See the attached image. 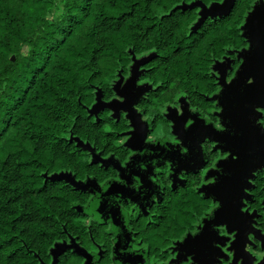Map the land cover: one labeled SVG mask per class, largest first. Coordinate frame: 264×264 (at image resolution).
Instances as JSON below:
<instances>
[{"label": "trees", "instance_id": "obj_1", "mask_svg": "<svg viewBox=\"0 0 264 264\" xmlns=\"http://www.w3.org/2000/svg\"><path fill=\"white\" fill-rule=\"evenodd\" d=\"M216 5L224 4L0 0V264H85L71 250L54 256L57 241L92 251L104 240L102 228L83 222L91 194L58 178L113 181L117 172L95 163L82 144L129 159L121 144L129 122L96 108L115 100V81L129 75L135 57H145L141 108L156 126L167 124L169 104L213 117L216 80L205 76L225 58L238 59L241 26L260 2L234 0L215 15ZM256 187L253 207L262 211L263 176ZM261 222L264 231V215Z\"/></svg>", "mask_w": 264, "mask_h": 264}, {"label": "snow or ice", "instance_id": "obj_2", "mask_svg": "<svg viewBox=\"0 0 264 264\" xmlns=\"http://www.w3.org/2000/svg\"><path fill=\"white\" fill-rule=\"evenodd\" d=\"M184 2L180 0V3ZM252 2L255 4L257 0ZM259 2L261 7L248 15L245 24L241 26L246 37L242 46L243 54L239 59L233 56L229 64L210 69L205 76L207 78L211 75L216 80V103L213 109L217 114L215 121L193 114L195 109L190 113L180 103L174 107L169 104L164 113L174 131L168 141L169 154L161 163H167L168 170L174 175L187 169L195 171L198 180L202 178V183L207 185L209 198L207 218L199 223L195 231L185 232L178 238L177 245L171 246L179 257H169L173 264H221V259L226 264H232V261L241 264V258L244 264H254L252 257L255 255V240L245 234L241 242L239 232L240 225L245 220H251L245 199L249 177L253 176L256 168H264V144L260 143V138L264 137V90L260 87L256 67L260 62L259 49L264 42V0ZM187 3H201L211 8L213 4H224L225 0H187ZM196 11L200 12L201 8L198 7ZM136 93L133 80L121 91L123 99L117 98L120 106L126 108L125 118L130 121L127 140L133 147H136L134 141L137 138L141 141L146 139L147 144L158 139L151 135L145 137L142 133L139 123L141 116L137 115L142 109H134ZM208 141H212L210 147L207 146ZM218 152L222 155H217ZM128 155L130 159L125 161L120 173L110 177L117 185L112 187V191L126 192L140 202L141 207L145 203L151 206L153 197L160 195L157 182L151 179L157 170L156 165H152L151 160L135 158L145 155L144 152H130ZM130 171L132 174H129ZM128 210H136V204L133 203ZM217 236L224 239L217 242ZM57 243L69 241L64 239ZM220 244L225 247L221 248ZM208 245H211L215 253L211 261L201 259V249ZM125 264H136L135 257L129 256Z\"/></svg>", "mask_w": 264, "mask_h": 264}, {"label": "flooded vegetation", "instance_id": "obj_3", "mask_svg": "<svg viewBox=\"0 0 264 264\" xmlns=\"http://www.w3.org/2000/svg\"><path fill=\"white\" fill-rule=\"evenodd\" d=\"M242 54L243 52L240 53L238 59ZM229 63H231L230 58H225L223 61H221L218 67ZM235 70V67H233V71ZM138 81H140L139 75L137 82ZM120 91H122L121 88ZM137 93H141L142 96L137 98L135 109H142L141 104L142 101L146 98L147 92L145 90H137ZM115 94L116 96L123 99L116 91ZM213 101L214 103H216L215 97L213 98ZM100 102L102 103L103 101L100 100ZM187 109L190 113L192 112V109L188 107ZM109 111L113 113L114 118H120L121 116L125 117V112L123 111L120 112L119 116L114 111ZM137 113L139 116H141V125L146 128L147 132L145 133V136H156L158 139L152 144H147L145 139V141H142L141 144V140L137 138L134 141V143L136 142V147H151L152 149L157 145L163 146L165 144H168V141L171 139L174 129L171 125V122L166 119V116L165 121L167 124L163 123L160 126H156L154 120L148 118L143 109L141 112ZM193 114L204 117L197 111ZM216 115L217 114L213 112V117L211 119L207 117L204 118L214 122ZM143 117H147V119H144ZM128 122L130 125V121ZM128 135L129 133H126L123 136L122 140L127 139ZM211 143L212 141H208L207 146L210 147ZM128 144L130 143L128 142L124 145L127 149H129L131 152H138L133 151L131 148H129ZM164 149H167V147H165ZM151 155H153L152 150H148L145 152L144 156ZM217 155H222V153L218 152ZM104 159L108 160L110 158ZM213 160H215V157H213ZM124 164L125 163H121L122 167L124 166ZM112 168L117 172V174L119 173L114 167ZM156 168L157 170L153 172L151 179L157 182L156 186H158V188L160 189V195L153 197L151 206H148V204L145 203L144 206L141 207L140 203H135L136 210L129 211L128 209L131 208V205L133 203H125L124 201L119 202L118 195H116L114 201H109V204L117 206L119 210L124 213L123 228L127 236H123V247L119 248V253L117 248L122 238V232L118 226H115L114 219H103V221H98L93 215L83 213V222L87 227L91 228L95 226L100 229L102 228V230H104V233L106 234L104 240L101 243H94L95 246L92 251H86L89 255L93 256L92 264H125L124 262L120 261L122 256L127 258L129 256L135 257L136 264H173L169 257L177 256V259L179 257L176 252L172 251L171 246L177 245L178 238L182 237L183 234L189 230L195 231L199 223L207 218L209 205L208 193L206 191L207 185H204L202 183V178L198 180V174L195 171H181L179 174L174 175L172 171L168 170L167 163H160V165L156 166ZM260 176L264 177V168L258 167L254 170L253 176L249 177L250 184L248 192L245 194V199L249 205L248 215L251 217V220H245L240 225L239 232V241H244L245 234L251 236L255 240V247L253 248V252L255 253V255L252 257L254 264H264V256H262V253H264V231L261 227V220L262 216L264 215V207L262 211H259L253 207L255 202L254 191L257 188L256 182L258 181V178ZM196 182H198L197 185ZM112 183H114V181H110L109 183L99 186L102 190H104L108 185ZM141 198L143 197L141 196ZM95 199L96 197L92 196V203L95 201ZM179 201L182 208H172L174 206L173 203L177 202L178 204ZM89 208L90 206L85 209L87 210ZM233 227L235 228L234 225ZM252 230H254L257 234ZM223 239L224 238L222 236L216 237L217 242ZM71 242L72 244L70 246L80 247L75 240L69 241V243L65 244L68 245ZM239 246V243H237V247ZM220 247L223 248L225 247V245L220 244ZM71 251L76 252L74 249H72ZM214 258L215 253L214 250H212L211 245H208L201 249V259L205 261H211ZM84 259L85 264H90V261L88 259ZM229 259L231 260V257H229ZM221 264H226V262L221 259ZM232 264H237V262L232 261ZM241 264H244L243 258H241Z\"/></svg>", "mask_w": 264, "mask_h": 264}, {"label": "water", "instance_id": "obj_4", "mask_svg": "<svg viewBox=\"0 0 264 264\" xmlns=\"http://www.w3.org/2000/svg\"><path fill=\"white\" fill-rule=\"evenodd\" d=\"M233 4H234V0H226L223 6H219V5L214 6V8H213L214 14L216 15L218 13H227ZM259 7H261V5L257 6L256 9H258ZM210 14H211L210 10L205 8V13H204L205 17H207ZM259 57H260V62L257 64L256 67H257V72H258V78L260 81V87L262 90H264V42L261 43V46L259 49ZM133 80H135V84H136L137 80H138V75H136ZM136 86H137V84H136ZM120 88H121V85H119L115 88V91L119 95L121 93ZM140 96H142V94L137 93L136 99L139 98ZM101 109H107V110L114 111L115 113L118 114V116H119L121 111L126 112V108H122L120 106V103L116 102L115 100L111 103H103V102L101 103L100 102V104L96 108V110L99 111ZM134 109H135V105H134ZM137 115H138V113H137ZM115 118H117V117H115ZM139 123L142 124V120H140ZM146 132H147L146 128L142 126V133L145 135ZM140 143L142 144V141H140ZM260 143L264 144V137L260 138ZM135 144H136V142H135ZM81 146L93 154V159H94L95 163L100 164L102 166L114 167L120 173V169L122 168V165H121V163L116 161L114 158H110L108 160H105L101 155L97 154V152L94 149H92L90 146H84L83 144ZM167 146H168V144H165L163 146L157 145L156 147L151 149V147H145V148H142V146L141 147H133L131 143L128 144V147L131 148L133 151L145 153L148 150H152L153 155H151V156H144V155L138 156L136 159L142 160V161L151 160L152 165H156V166L160 165L161 161H163L164 158L166 157V155L169 154L167 149H164ZM149 167H150V165H149ZM182 171L189 172L192 170L187 169V170H182ZM129 174H132L131 171ZM58 179L65 180V181L69 182L70 184H72L75 188H77L79 190L86 191V192H90V194L92 196L96 197L95 201L90 205L89 209H87V210L86 209H80V211L84 214L93 215L95 217V219L98 221H100V220L103 221V219H106V220L114 219L115 226L116 227L118 226L122 232V238H121V241L119 242V246L117 248L118 253H119L120 252L119 248L123 247V245H122L123 236H125V237L127 236V234L123 228L124 227V220H123L124 219V213H122L117 206L109 204V201L110 200L114 201L116 195H118L119 202H122V201H124L125 203H140V202L136 201L134 199V197L128 196L126 194V192H122V193L113 192L112 187L117 186V185H115V183L108 185L105 188V189H107V191H105V189L102 190L96 182L88 181L87 183H80V182H77L75 179H73L70 176H61ZM141 200H143V198H141ZM102 214H103V216H102ZM102 217H105V218H102ZM252 231L254 233H256L254 230H252ZM72 249H74L76 251V253H78L82 257L88 259L90 261V264H92L93 256L89 255L85 250L81 249L78 246H66L65 248L60 250L56 256H59L61 253H64L65 251L72 250ZM127 259H128L127 257L122 256L120 261L125 263Z\"/></svg>", "mask_w": 264, "mask_h": 264}, {"label": "rangeland", "instance_id": "obj_5", "mask_svg": "<svg viewBox=\"0 0 264 264\" xmlns=\"http://www.w3.org/2000/svg\"><path fill=\"white\" fill-rule=\"evenodd\" d=\"M144 59H145L144 56L135 57L134 58V62H133V64L130 67L129 75L128 76L119 75L118 78L115 81V88L117 86L121 85V90H123L125 87H127L128 84H130L133 81V79H134V77L136 75H140L142 73V69L141 68H142V64H143ZM147 84H148L147 82L141 83L140 81H138L137 82V90L138 91H144V89L147 87ZM117 98H118V96H116L115 101L119 102V100ZM111 114L113 116V113H111ZM123 141H124L122 143L123 145L128 143L127 139H124ZM71 244H72V242L70 244H68V245L67 244H63V243L57 244L54 247V249H53L54 256H56L59 253L60 250H62L66 246H70ZM260 262H262V261H260Z\"/></svg>", "mask_w": 264, "mask_h": 264}]
</instances>
